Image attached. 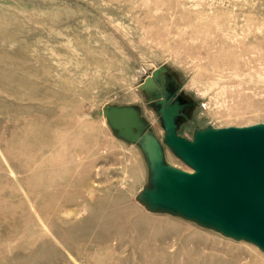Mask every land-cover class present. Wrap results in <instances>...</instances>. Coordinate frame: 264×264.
Masks as SVG:
<instances>
[{
	"label": "rangeland",
	"instance_id": "374dc122",
	"mask_svg": "<svg viewBox=\"0 0 264 264\" xmlns=\"http://www.w3.org/2000/svg\"><path fill=\"white\" fill-rule=\"evenodd\" d=\"M174 105L189 140L264 123V0H0V264H264L151 198L152 145L194 170Z\"/></svg>",
	"mask_w": 264,
	"mask_h": 264
},
{
	"label": "water",
	"instance_id": "95a60500",
	"mask_svg": "<svg viewBox=\"0 0 264 264\" xmlns=\"http://www.w3.org/2000/svg\"><path fill=\"white\" fill-rule=\"evenodd\" d=\"M175 111L174 105L163 113L165 139L194 170L163 166L152 145L156 189L151 198L264 248V123L208 128L189 140L176 131Z\"/></svg>",
	"mask_w": 264,
	"mask_h": 264
}]
</instances>
